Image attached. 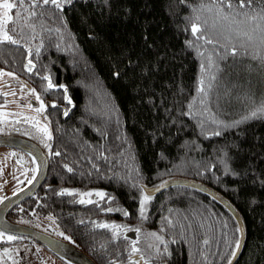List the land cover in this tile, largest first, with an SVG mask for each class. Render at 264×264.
<instances>
[{
	"label": "trees",
	"instance_id": "obj_1",
	"mask_svg": "<svg viewBox=\"0 0 264 264\" xmlns=\"http://www.w3.org/2000/svg\"><path fill=\"white\" fill-rule=\"evenodd\" d=\"M61 4L62 9L51 4L35 9L28 27L37 47L0 44V69L52 101L46 112L52 136L47 182L11 212L19 218L23 211L53 213L98 264H129L131 241L90 226L91 216L103 214L139 228L147 257L169 264H227L237 251L239 225L205 192L170 187L153 196L146 219L134 220L141 185L192 178L229 199L244 220L246 239L232 264H264V118L244 119L264 102V61L231 55L233 46L244 51L237 32L250 31L254 22L233 20L235 9L224 19L228 10L219 12L213 0ZM193 24L200 28L195 36ZM248 51L264 56L258 34ZM209 56L216 66L203 74L204 96L197 87ZM62 186L103 188L107 195L104 202L80 203L73 195H59ZM111 207L129 215L120 218L123 212L107 211ZM152 232L164 238L166 254L148 248L156 244L163 252Z\"/></svg>",
	"mask_w": 264,
	"mask_h": 264
},
{
	"label": "snow or ice",
	"instance_id": "obj_2",
	"mask_svg": "<svg viewBox=\"0 0 264 264\" xmlns=\"http://www.w3.org/2000/svg\"><path fill=\"white\" fill-rule=\"evenodd\" d=\"M66 3H70L71 0H65ZM213 2L217 5H219L218 11L221 13H225L226 10H228V12L224 15V19H228L229 15L231 14V11L233 9H235V14L233 16V20H235L236 16H242L244 18L243 21H241V23L244 22H254V26L251 28L250 31H243V32H237V36L238 37H243V42L241 43V48L244 49L243 52H239L238 49L233 46L231 49V55L236 56V55H250L252 59H258V60H262L264 61V56L261 55L260 51H255L253 52H249L248 49L250 46H252L253 44H255L257 42V34H258V43L261 46L262 49H264V0H213ZM53 5L55 6L57 9H62V4H61V0H15V2H9V0H3V3H0V9H3L2 15H0V44H3L5 42L7 43H11V44H18L19 41L17 39H15L12 35H10V30L8 28V24L10 22H12L14 25L16 23L17 20H23L24 25L25 26H31L30 25V21L33 17H35L37 15L35 9L38 7H41L42 5ZM13 9H16V13H15V19L13 17V15H10V13L12 12ZM12 32L16 31V28L13 27L11 29ZM200 32V28L199 26H197L196 24L192 25V34L195 36L197 33ZM198 39L201 37H197ZM206 43H213L212 40L210 39H206ZM189 47H192V42H188ZM38 51V50H37ZM199 55H203V53H198ZM29 65H32V61L29 60L28 61ZM215 61L212 59L211 56H209L208 58V65L207 67L202 63L201 64V78L198 81V87H197V92L198 93H202L204 94V96H207V91L205 90L204 84V77L203 74L212 67H215ZM32 68L28 67V71H31ZM217 71H219L218 67H217ZM0 74H5V73H0ZM6 75L12 76V73H6ZM116 75H119V73H116ZM216 75L213 74L211 76V80L214 81L216 80ZM45 80H48V87L51 88L53 87L51 80L49 79V77H44ZM211 83H209L208 88H211ZM24 86H22L23 88ZM63 87V86H61ZM32 91V90H30ZM66 91V89H65ZM12 95H15V93L13 92ZM37 99H39V97H36ZM66 99H68L67 97H65ZM69 103H71V100H68ZM204 101L201 100V103H203ZM31 105H29L30 107ZM53 107H55V105H53ZM191 107V105L189 106ZM44 109V105L41 104V107L39 109H37V111H42ZM64 115L67 116L68 115V111L64 112ZM252 118H264V102H262L258 107H256L249 116L244 117L245 120L247 119H252ZM215 123V121H213ZM242 121H237L236 124L241 123ZM38 123V122H37ZM201 127H203L201 125ZM40 131L43 132L44 136L47 138V140H51L52 136L50 131L48 130V128L45 126L42 129H40ZM221 133L219 131H216L214 133V135L219 136ZM46 148H51V145L45 143L44 145ZM16 153H10L9 156H15ZM55 156H60L61 153L60 152H55L54 153ZM34 162V161H33ZM223 162V161H222ZM225 163V168H227V163ZM64 167L67 169L68 172H72L73 168L69 167L68 165H64ZM93 167H95V165H93ZM33 171H36V169H33ZM237 176H239V173H236ZM15 178V177H14ZM36 177L33 176L32 179L34 180ZM29 183H31V180H29ZM167 182H164L163 184H161L159 187H164L166 185ZM261 184L264 185V181H261ZM141 193H148V194H143L141 196V198L139 199V214H140V218L146 219V210H147V205L149 203V201L151 200V193L148 192V190L144 187V186H140ZM156 191L159 190V188L155 189ZM59 195H74L73 192L68 191V190H62L60 193H58ZM82 195H86V196H91L93 195L92 193H86V194H82ZM95 195L103 198L105 196V193L103 192H97L95 193ZM3 200L0 199V203H2ZM80 203H92L91 200L85 201L84 199H81L79 201ZM107 211L112 212V211H122L124 216H128L129 213L127 211H124L122 209H112V208H108ZM49 219H51V217H49ZM25 221H21V223H24ZM169 223H171L169 221ZM96 227L98 228H105V229H111L113 232V236L116 237L119 235L121 229H123L124 231H135L137 233L140 232L139 228H135V229H128V228H124V226L122 225H116V224H107V223H101V224H97ZM225 227H227V225H225ZM237 232L242 233V229L241 228H237L236 229ZM59 235L64 236V239L66 240H70V237L65 236L64 233H59ZM149 236L153 237L155 239V241H157L159 244H163L164 248H163V252H161L160 248L157 247L156 244H149L148 248L149 249H154L155 252L157 253V255H163L166 254L168 249H167V243L165 242L164 238L161 235H158L155 232L149 233ZM4 233L0 232V239H4ZM7 240L12 241L14 239H16L14 236H7L6 237ZM125 239H127V237H125ZM171 243H175V241H170ZM138 241L133 240L131 242V244L129 245L130 247V251H129V262L130 264H141V261H143V264H149V260L145 258L143 251L141 248H139L137 246ZM205 244L208 243L207 240L204 241ZM241 246V242L239 239H237L235 241V248L239 249V247ZM4 255L5 256H9V258H11L10 252L8 249H5L4 251ZM236 255V251H233L230 253V257L227 261V264H232V258H234ZM138 256L139 259H133V257ZM14 264H18V261H14Z\"/></svg>",
	"mask_w": 264,
	"mask_h": 264
},
{
	"label": "rangeland",
	"instance_id": "obj_3",
	"mask_svg": "<svg viewBox=\"0 0 264 264\" xmlns=\"http://www.w3.org/2000/svg\"><path fill=\"white\" fill-rule=\"evenodd\" d=\"M9 2H15V1L9 0ZM0 3H3V0H0ZM2 12H3V9H0V15H2ZM15 13H16V9H13L12 12L10 13V15H13L14 19H15ZM13 27L16 28L15 32L11 31ZM8 28L10 30V35H12L19 42L26 44L27 47L33 48L37 46L35 34L32 32L31 28L29 29L28 26L24 25V22L22 20H17L15 25L12 22H10L8 24ZM71 53L77 56L76 55L77 53H74V52H71ZM27 66L31 67V65L29 64ZM0 73H5L6 75V73H11V72L0 70ZM12 74L13 75L11 77H15V73H12ZM6 76H9V75H6ZM3 105L4 106L11 105L12 107L16 106V107H21L24 109L27 108L26 105H23L22 107V105L20 104L17 105L16 101H10V100L6 101ZM26 110H28V108ZM25 114L26 113H23V119H25ZM2 117L3 119L0 118L1 122H4L7 120V118L5 119L4 116ZM46 127L48 128V125ZM37 129L40 130L42 128L38 125ZM42 141L44 145L45 143L48 144V141H49L44 136L43 132H42ZM10 153H16V155L9 156ZM185 164L187 165L190 163H185ZM33 169H36L35 162H33L31 156L27 152L23 151L22 149H18L12 146H0V199H4L7 195L14 193L17 190L23 188L25 185L24 183H28L29 180L32 179L31 177L33 176L35 172L33 171ZM172 178H175V177H172ZM46 182L47 181H45L42 185L46 184ZM62 190H68V191L73 192L74 193L73 198H76L78 200L84 199L86 201L91 200L92 203L96 201L101 202L102 200L105 199L107 195L106 190H104L103 188H95V187L83 189V188H78L75 186H62L60 187V191ZM97 192H103L105 193V196L101 198L95 195V193ZM86 193H92L93 195L86 196L87 198L85 199L84 198L85 195H82V194H86ZM143 194H147V193H141V196ZM151 197L152 198L147 205V210H146L145 215L147 214L150 208V204L152 202L153 196ZM102 208L104 207L102 206ZM111 208L117 209V207L115 208L111 207ZM113 212H117V211H113ZM119 215H120V218L126 217L123 215V213ZM109 216L111 219L118 221V223H115L116 225L117 224L122 225L124 226V228H128V229H135V227L125 225V223H128L126 220L118 219V217L117 219L116 218L114 219L112 215H109ZM30 217L32 218L31 219L32 221L38 222L40 224L44 223L45 222L44 220L46 218L51 217L50 219L51 222H56L59 224L58 227L60 229L58 230V232L56 231V233L58 235L59 233H64L65 236L70 237L71 242L78 245V243L75 241L72 235L68 233L67 231H65V228H63L64 225L57 220V217H55L53 213L48 212L44 214L43 212L35 211V210H30V213L29 211L27 212L23 211V218L21 219L25 220L24 218L29 219ZM138 217H136V219L134 220L140 221L141 219L140 214L138 215ZM3 233H4L5 238L0 239V264H14V261H18V264H64L55 255H53V253L49 252L48 249H46L43 245H41L34 239H30L28 238V236H21V235L9 233V232H3ZM9 235L14 236L16 239L12 241L7 240L6 237ZM61 237H64V236H61ZM78 247L82 248L80 245H78ZM5 249L9 250L11 258H9V256L4 255Z\"/></svg>",
	"mask_w": 264,
	"mask_h": 264
},
{
	"label": "water",
	"instance_id": "obj_4",
	"mask_svg": "<svg viewBox=\"0 0 264 264\" xmlns=\"http://www.w3.org/2000/svg\"><path fill=\"white\" fill-rule=\"evenodd\" d=\"M22 81L25 82L24 80ZM27 85L30 86V84ZM0 146H13L22 149L31 156L36 166V171L33 174L36 178L34 180L31 179V183H26L23 188L2 199L3 202L0 203V228L5 232L28 236L31 239H34L48 249L49 252L63 260L66 264H98L89 254L70 240H66L64 237L49 233L33 225L9 219L8 214L10 211L16 205H19L24 200L32 197L46 181L49 171V155L43 147L33 140L12 134L0 135ZM164 182H167L166 185L164 187H159ZM164 182L157 185L142 186H144L148 192L151 193V196H155L173 186L192 187L212 196L232 213L239 225V228L243 230L242 233H240L241 246L237 249L235 255V257H238L246 239V228L240 212L232 204V202L214 188L196 179L175 177ZM157 188H159L158 191L155 190ZM126 236L135 239L137 237V232L127 231ZM134 258L139 259L138 256ZM141 264H143V261H141Z\"/></svg>",
	"mask_w": 264,
	"mask_h": 264
},
{
	"label": "flooded vegetation",
	"instance_id": "obj_5",
	"mask_svg": "<svg viewBox=\"0 0 264 264\" xmlns=\"http://www.w3.org/2000/svg\"><path fill=\"white\" fill-rule=\"evenodd\" d=\"M31 68H32V66H31ZM0 70L7 71L5 69H0ZM7 72H10V71H7ZM22 80H23L22 78H19L16 75H15V77H11V76H6L5 74H0V118L3 119L2 116H4L5 119L7 118V120L4 122L0 121V135L12 134V135H16V136H22V137L29 138V139L33 140L34 142H36L37 144H39L41 147H43L46 150V152L48 153V155L50 156L49 148H46L44 146L43 141H42V131L37 129V127L39 125L41 128H43V127L48 125V129L50 131L49 124H48L47 117H46V112H47L48 108L52 105V103H51L52 101L49 99L46 100V99L40 97L38 95L37 91L33 87H31V85L28 86L26 83L24 84V82ZM22 86H24V87L22 88ZM30 90H32V91H30ZM13 92L15 93V95H12ZM37 96L39 97V99L36 98ZM9 100L10 101H16L17 105L20 104V105H22V107H23V105H26L28 110H26L27 108L24 109V108L16 107V106L12 107L11 105H7V106L5 105L4 106L3 104ZM41 104L44 105V109L42 111L38 112L37 109H39L41 107ZM29 105H31V106L29 107ZM23 113H26L25 119H23ZM50 133H51V131H50ZM50 142H51V140L48 141L49 145H50ZM15 148H17V147H15ZM18 149H20V148H18ZM24 184H26V183H24ZM84 198L85 199L87 198L86 195L84 196ZM74 199L78 200L76 198H74ZM85 203L89 204L87 202H85ZM92 204H94V202ZM8 217L12 221H16V222L25 221L24 223L33 225V226L38 227L40 229H43L49 233H52V234L59 236L56 233V231L58 232V230L60 229L58 227L59 224L56 222H51L49 218H46L44 220L45 222L40 224L38 222L32 221L31 217L29 218L30 220L26 219V218H24L25 220L21 219V218H23V216L19 219V217L15 216V214H13L12 212H10L8 214ZM88 221L90 223V226H92V228H95L97 223H99V224H101V223H107V224L118 223V221L111 219L109 215L106 216L105 214L101 215L99 219L91 216V218L88 219ZM2 231L5 232L4 230H2L0 228V232H2ZM126 232L127 231H124L123 229H121L119 235L114 237V238L115 239L120 238V239H124L127 241L129 240L131 242L133 240L138 241L137 246L142 249L143 239L142 238H140V240L138 239V233H137V237L135 239H132V238H129L128 236H126ZM125 237H127V239H125ZM131 242H130V244H131ZM128 258H129V255H128ZM145 258L149 260V264H169L166 261L161 260V258L158 256L156 259L154 256L152 257L150 255L148 257L145 256ZM133 259L135 260L134 257H133ZM128 262H129V259H128ZM129 264H130V262H129Z\"/></svg>",
	"mask_w": 264,
	"mask_h": 264
},
{
	"label": "bare ground",
	"instance_id": "obj_6",
	"mask_svg": "<svg viewBox=\"0 0 264 264\" xmlns=\"http://www.w3.org/2000/svg\"><path fill=\"white\" fill-rule=\"evenodd\" d=\"M145 185V184H144ZM78 246V245H77ZM87 253V252H86ZM88 254V253H87ZM143 254L147 257V255L143 252ZM59 260H61L59 257H57ZM63 261V260H61Z\"/></svg>",
	"mask_w": 264,
	"mask_h": 264
}]
</instances>
